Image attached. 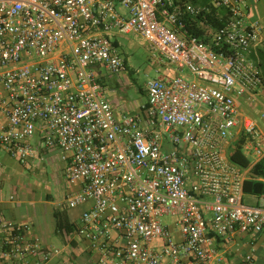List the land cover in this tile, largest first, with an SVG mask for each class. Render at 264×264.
Wrapping results in <instances>:
<instances>
[{"label":"built area","instance_id":"2783aa9c","mask_svg":"<svg viewBox=\"0 0 264 264\" xmlns=\"http://www.w3.org/2000/svg\"><path fill=\"white\" fill-rule=\"evenodd\" d=\"M211 5L216 11L186 0H0V157L31 166L57 152L79 187L69 207L86 206L73 233L101 264H218L217 238L264 233V206L244 200L264 133L241 110L264 84L251 59L264 27L247 21L245 0ZM222 9L225 22L214 28L209 17ZM200 15L201 37L189 31ZM117 34L143 37L175 69L148 80L141 112L121 119L96 69L126 70ZM238 141L247 167L227 153ZM29 232L0 209L3 258L48 264L61 253Z\"/></svg>","mask_w":264,"mask_h":264},{"label":"rangeland","instance_id":"374dc122","mask_svg":"<svg viewBox=\"0 0 264 264\" xmlns=\"http://www.w3.org/2000/svg\"><path fill=\"white\" fill-rule=\"evenodd\" d=\"M193 3L199 5L200 1L195 0ZM116 38L120 42V52L130 67L123 73L113 74L108 81L106 91L115 92L114 94L118 96L115 102L119 105V109L131 108L132 113H135L147 102V93L141 89L145 88L148 80L159 77L163 70H157L156 63L160 62H157L154 52L143 37L135 34H117ZM254 69L261 72L264 79V63L262 68L259 63H255ZM241 110L254 118L259 129L264 133L262 116L264 84L259 89L255 103L241 100ZM234 147V145L227 147V153H231ZM9 164L5 188L7 200L11 201L12 205L25 209L27 216L36 215L38 218L48 215L45 214L47 212L50 213L49 217L55 220L51 215L54 209L72 216L75 210L82 208V206L71 208L68 205L69 184L63 175L64 163L57 155L54 158L46 155L42 161L36 159L31 166L22 165L14 160H10ZM11 195L14 196V200H10ZM245 201L254 203L248 197H245ZM163 221L170 222L171 218L165 217Z\"/></svg>","mask_w":264,"mask_h":264},{"label":"crops","instance_id":"0c3cea01","mask_svg":"<svg viewBox=\"0 0 264 264\" xmlns=\"http://www.w3.org/2000/svg\"><path fill=\"white\" fill-rule=\"evenodd\" d=\"M193 3V0H188ZM200 6H207L211 3V0H199ZM247 5V21H259L264 27V0H245ZM194 4V3H193ZM196 5V4H195ZM226 12L222 10V17H225ZM226 19V18H225ZM221 20V19H220ZM117 36V35H116ZM117 43L120 47V42L116 38ZM264 39V33H263ZM251 59L254 63H259L260 68L264 63V42L260 45L258 49V56L255 54L251 55ZM157 62V70H163L162 74L159 77H162L166 74H175V69L171 64L167 62H163L159 59H156ZM126 70L129 69V64L126 60ZM98 74L100 75L101 82L105 87V95L108 101L111 103L114 113L118 119H121L124 115L130 114H139L141 109L132 113L131 108H120L119 105L116 104V99L118 98L115 95V92H107L106 87L108 81L113 74L109 73L104 67L98 66L96 67ZM123 73V72H122ZM118 85V82H117ZM145 91V88L142 89ZM141 90V91H142ZM146 93V91H145ZM134 112V111H133ZM56 151H46V155L48 157L54 158L56 157ZM230 154V153H229ZM248 156V155H247ZM249 157V156H248ZM250 158V157H249ZM251 159V158H250ZM11 159L6 153H3L0 157L1 167H0V209L6 214L7 217L19 221L21 223H27L30 225L29 235L31 237H36L41 240L43 245L47 247H56L61 250V253L55 256L48 264H101L99 262V254L96 251L91 250V247L88 241L79 238L73 232H69L66 229L57 230L56 228V217L55 213H60L61 211L54 209L51 215L55 218L52 220L49 217L50 213H45L48 215H42L37 218L36 215L34 217L27 216L25 209H21L19 206H14L7 200L6 194V186L8 181V176L6 172L9 168V161ZM15 161V160H14ZM63 169V168H62ZM250 177L248 179L253 178L252 170L249 173ZM258 180L264 182V178L259 177ZM79 189L77 185L70 186L69 185V194L75 192ZM245 197L253 200L254 203H248L256 206H264V194L255 195V194H245ZM11 200V199H10ZM86 206H82L81 209L75 210L72 216L68 213H63V217L68 222H74L77 226L80 223V216ZM36 217V218H35ZM169 228L172 232V235L176 239H180V231L174 225L172 221L168 222ZM4 247H1L0 244V264H20L15 258L11 257H2V251ZM216 248L223 255V261L218 264H264V233H260L257 235L245 233V232H236L231 239L227 238H217L216 240ZM7 250V247H6ZM248 256L251 258L248 259ZM217 264V263H216Z\"/></svg>","mask_w":264,"mask_h":264},{"label":"trees","instance_id":"16d2710c","mask_svg":"<svg viewBox=\"0 0 264 264\" xmlns=\"http://www.w3.org/2000/svg\"><path fill=\"white\" fill-rule=\"evenodd\" d=\"M186 1H188V0H186ZM193 1H195V0H193ZM209 5L213 7V5H211V3ZM213 9H214V11H216L214 7H213ZM222 10L220 11L221 15H222ZM220 19L215 18L214 16H210L209 22L214 28H217V27L223 25L225 22L224 16L221 17ZM190 22H191V24L189 26V31H191L193 34L201 37L204 34V29L200 26H197V25L200 22L203 25L205 23V19L200 15L194 19L190 18ZM241 143H242V141H238V143L232 149V151L230 153V158L233 162H235L241 166L247 167L251 164V159L244 153L243 148L241 146ZM251 170H252L253 178L245 180V182H244V193L245 194L262 195V194H264V182L261 180H258L257 178H259V177L264 178V157L260 161H258L255 165H253ZM55 217H56V228H57V230L66 229L69 232H73L76 229L77 225L74 222H71V223L68 222L63 217L61 212L60 213L56 212Z\"/></svg>","mask_w":264,"mask_h":264}]
</instances>
